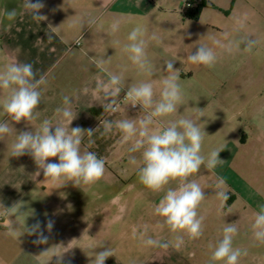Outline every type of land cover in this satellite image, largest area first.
<instances>
[{
  "label": "crops",
  "instance_id": "0c3cea01",
  "mask_svg": "<svg viewBox=\"0 0 264 264\" xmlns=\"http://www.w3.org/2000/svg\"><path fill=\"white\" fill-rule=\"evenodd\" d=\"M197 1L193 0V3ZM206 1L208 4L199 19L192 20L184 13L187 0H41L45 7L40 14L47 19L40 22L34 21L23 9V0H0V69L9 63H30L37 78L43 75L47 81L42 86L41 103L36 110L39 116L35 120L16 123L2 112L0 118L11 121L12 133L35 131L44 120L67 127L68 121L62 118L57 109L64 107L63 97L68 96L70 110L75 117L69 128L96 129L91 137L84 134L81 151L93 152L92 137L98 134L99 140L93 144L107 151L101 121L122 120L125 115L134 114L138 120L146 113L139 105L132 107L123 103L121 110L115 114L104 112L102 105L110 100H104L98 86L101 82H107L108 76L92 63V58L107 60L105 67L109 72L123 75L124 86L119 101L129 87L141 82L153 83L154 99L158 100L161 81L169 75L166 62L172 61L183 90V103L178 105L176 113L158 121L165 126L180 118H191L199 123L217 119L221 115L232 116L235 112L233 103L220 96L219 87L221 80L230 83L235 75H244L242 83H231L235 88L248 85L256 74L264 75V0H235L233 6L232 0ZM210 7L226 14L232 20V25L226 28L208 22V30L204 31L200 20L204 10ZM13 8L17 10V16L9 21L3 13ZM91 19L96 20L93 26L85 23L80 27V21ZM113 22H119L115 32L111 29ZM135 26L145 29V50L153 68L152 76L139 73L127 55L121 52L122 45L127 43L128 33ZM153 34L159 38V43L152 39ZM48 36L52 38L48 39ZM240 38H252L258 43L251 53L243 51V44L239 50L233 48L231 52L226 47L213 45L214 40L226 46L229 41ZM116 41L120 43L116 44ZM199 45L214 47L217 60L213 67L193 65L188 61V56ZM3 95L0 90V98ZM21 158L23 162L17 169H22L26 176H23L22 170H17L21 178L14 180L10 175L0 177V206L11 207L14 203L29 201L30 185L43 175V169L36 165L31 155L25 154ZM137 159L136 164L123 157L120 161L127 160L137 170L140 154ZM49 162H58V157L50 158ZM18 182L21 185L14 188L13 184ZM82 197L85 198L86 194ZM45 200L46 203L43 202L36 211L40 219H35V222L21 219L22 215L11 216L8 220L14 224V232L5 224H0V264H45L48 260V264H92L95 252L105 248H110L113 253L105 264H223L210 262L211 253L220 240L219 224H216L215 210L212 208L198 209L199 216L203 217V235L198 239H189L185 235L183 243L176 247L173 234L167 227L161 229L157 226L161 218L153 212L149 214L153 216V223H134L129 228L124 226L122 214L120 219H116V222L121 221V225L113 231L108 224L94 225L92 212L86 210L84 204L76 214L77 203L70 194L53 193ZM104 213L108 214V210ZM38 220L44 235L48 237L46 244H35L36 235L23 233L24 222L25 226L30 227ZM48 220L54 222L51 231L45 227ZM145 226L148 236L169 243V246L146 247L134 239L133 230L139 232ZM93 229H98L99 239L90 238ZM110 233L114 234L110 236ZM47 250L46 254L41 255ZM54 252L64 253L58 258L52 256ZM239 264L246 262L239 260Z\"/></svg>",
  "mask_w": 264,
  "mask_h": 264
},
{
  "label": "clouds",
  "instance_id": "9594fccd",
  "mask_svg": "<svg viewBox=\"0 0 264 264\" xmlns=\"http://www.w3.org/2000/svg\"><path fill=\"white\" fill-rule=\"evenodd\" d=\"M23 9L34 21H44L46 16L40 11L45 7L41 0H23ZM4 17L12 21L17 16L15 8L5 10ZM93 26L95 19L83 24ZM119 28V22H113V32ZM55 29V28H53ZM145 29L135 26L127 35V43L121 47V52L127 55L138 72L147 76L153 75V68L146 55V41L144 39ZM52 36H48L51 39ZM152 39L159 43V38L153 34ZM79 41H77L78 43ZM116 41V44H119ZM258 41L252 38H240L229 41L225 46L220 41L214 40V46L226 47L229 52L233 48L239 50L243 44V51L251 53ZM188 61L193 65H203L211 68L215 65L217 56L214 47L199 45L197 50L188 56ZM92 63L105 72L108 76L107 82H101L98 91H102L104 100L110 102L102 106L104 112L110 115L121 110V102L118 100L124 86L122 74L109 72L105 65L108 63L103 58H92ZM166 71L169 75L162 81L160 97L154 99V86L151 82H141L129 87L123 97L122 103L136 107L139 105L146 114L138 119L104 120L102 124L104 133H110L113 129L121 133V142L129 143V153L141 152L140 166L137 168L139 182L153 193H164L159 203L154 206L153 214L161 219L157 226L161 229L167 227L173 234L175 246L183 243L186 235L189 239H198L203 235V217L199 216L198 209L205 200V194L200 184L189 179L200 171L201 166L208 170L215 169L223 160L219 154L224 148L219 147L211 150L207 157L202 154V145L206 132L201 129L199 123L191 118H180L169 124H158L162 118L169 117L177 112L178 105L183 103V90L179 83L177 70L173 68V62H166ZM47 83L45 77L39 78L30 63H9L0 69V90L4 95L0 98V112L12 121L19 123L22 120L30 122L35 120L39 113L36 111L41 103L42 86ZM64 107L58 108L57 112L68 121V126L53 124L44 120L35 131H22L16 135L11 145L10 156L20 157L29 154L36 165L43 169L44 176L53 184L61 187L68 182L75 186L80 184L90 185L99 181L105 173V161L98 158L92 151H81L84 134L93 136L96 129H82L81 127L69 128L75 119L70 110L71 101L68 96L63 97ZM99 126V127H100ZM13 132L7 120L0 121V140ZM58 157V162H49L50 158ZM130 162L136 164V158L131 157ZM175 183V187L170 185ZM222 185L224 180L221 178ZM217 196L224 202L228 195L219 191ZM22 203H14L11 207L0 206V216H20L24 212L20 209ZM258 211L253 213L254 220L251 225L253 237L259 244H264V203L258 205ZM5 226L10 231L15 230L10 220H5ZM54 226L52 220L46 222V229L51 231ZM147 226L142 231L136 229L132 237L137 239L146 247L167 248L169 243L153 239L147 235ZM36 235L35 244H46L48 237L44 235L41 222L37 221L30 227L25 226L24 232ZM220 239L210 256V262H223V264H239L240 257L247 255V251L234 249L233 240L238 233L235 224H227L222 229ZM48 252L44 251L41 255ZM64 252H54L52 256L62 257ZM51 256V257H52ZM110 248L95 252L92 264H105L107 258L112 257ZM50 257V258H51ZM49 261V260H48ZM48 261L45 264H48Z\"/></svg>",
  "mask_w": 264,
  "mask_h": 264
},
{
  "label": "rangeland",
  "instance_id": "374dc122",
  "mask_svg": "<svg viewBox=\"0 0 264 264\" xmlns=\"http://www.w3.org/2000/svg\"><path fill=\"white\" fill-rule=\"evenodd\" d=\"M200 21L204 31L208 30V22L226 28L232 25V20L226 14L213 7L204 10ZM243 80L244 75L242 77L235 75L234 81L230 83L221 80L219 94L233 103L235 112L232 116L221 115L217 119L199 122L201 129L204 128L207 134L204 137L202 154L207 157L211 150L222 147L224 150L220 152L219 158L223 163L213 170L201 166L200 171L189 179L196 180L204 191L205 200L199 208L215 210L214 219L217 221L216 224H219L220 239H222V229L227 224H237L238 233L233 240L234 249L247 251V255L241 256L240 260L245 261L246 264H264V244L255 241L251 229L253 213L259 210V204L264 203V75L256 74L255 78L243 87L235 88L231 85L232 82L239 84ZM135 118L134 114L125 115L123 119L137 120ZM3 120L11 122L4 117L0 118V121ZM158 124L164 125L162 122ZM17 134L18 131L0 140V177L10 175L14 180L17 177L21 178L17 170L22 169L17 168L23 162L22 156H10L11 145ZM99 135L96 136L97 138L92 137L91 146L98 158L105 161L103 177L90 185L75 186L72 182H68L61 187L59 184L51 183L43 173L41 179L35 180L29 187L27 196L29 201L22 203L21 211H24V214L20 216L21 219L30 223L35 222V219H40V215L36 216V211L41 208L46 198L53 193H65L75 198L76 214H79V208L83 204L86 210L92 212L94 225L108 224L114 231L121 225V221L116 222V219H120L122 214L123 224L126 227L134 223L143 225L154 222L153 216L149 214L153 212L154 204L159 203L164 193H153L147 189L139 182L137 170L131 167L130 162L120 161L122 157L129 160L131 157L137 159L141 152L129 153L127 149L130 147V142L122 143L121 133L116 129L105 134V144H108V149L101 150L93 144V142L97 143ZM22 173L26 176L24 171ZM221 178L224 180L222 185L219 183ZM19 185H21L19 182L13 184L14 188ZM170 186L176 185L172 183ZM219 191L227 193L226 202L217 196ZM83 194H86L85 198L82 197ZM105 210H108V214L104 213ZM8 219L10 217L0 216V224L4 225L5 220ZM97 230L93 229L90 233L92 240L100 238ZM112 234L114 233L109 235ZM110 236L106 238L110 239Z\"/></svg>",
  "mask_w": 264,
  "mask_h": 264
},
{
  "label": "trees",
  "instance_id": "16d2710c",
  "mask_svg": "<svg viewBox=\"0 0 264 264\" xmlns=\"http://www.w3.org/2000/svg\"><path fill=\"white\" fill-rule=\"evenodd\" d=\"M234 2L235 0H232V6ZM207 4L206 0H198L195 3H193V0H187L184 6L185 16L192 20H198Z\"/></svg>",
  "mask_w": 264,
  "mask_h": 264
},
{
  "label": "built area",
  "instance_id": "2783aa9c",
  "mask_svg": "<svg viewBox=\"0 0 264 264\" xmlns=\"http://www.w3.org/2000/svg\"><path fill=\"white\" fill-rule=\"evenodd\" d=\"M124 95H125V94H124ZM124 95H123V97H124ZM123 97H122L121 100H120L121 103H122V101H123ZM137 106H138V105H137ZM137 106H136V107H137Z\"/></svg>",
  "mask_w": 264,
  "mask_h": 264
}]
</instances>
